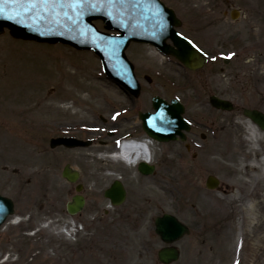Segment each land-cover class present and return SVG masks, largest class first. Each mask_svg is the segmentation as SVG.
Returning <instances> with one entry per match:
<instances>
[{
  "label": "rangeland",
  "instance_id": "1",
  "mask_svg": "<svg viewBox=\"0 0 264 264\" xmlns=\"http://www.w3.org/2000/svg\"><path fill=\"white\" fill-rule=\"evenodd\" d=\"M162 1L175 10L183 21L180 31L198 43L208 62L193 72L152 47L132 45L127 56L144 89L139 106L151 109L154 94L179 95L186 118L201 126L208 142L189 152L184 146L171 148L159 176L140 177L151 187L137 193L133 217L104 197L115 178L104 172L114 166L125 173L126 168L89 162L102 155L91 133L106 120L111 126L133 115L125 92L106 78L94 52L15 40L7 30L0 36V194L15 205L0 228V256L7 259L2 264H160L157 253L164 244L154 222L164 214L191 228L175 245L181 251L175 264H233L238 256V264H264V134L242 115L247 108L264 112V0ZM96 26L103 31L102 23ZM212 95L231 101L235 111L211 108ZM57 121L74 123L94 144L51 149L50 140L63 133ZM121 129L128 132L124 125ZM67 164L81 172L87 204L77 217L66 215L83 223V236L56 235L50 222L75 194L61 177ZM210 175L220 180L219 190L206 189ZM244 181L249 183L242 193ZM243 203L247 210L237 212ZM28 215L31 231L26 230ZM244 237L243 250L239 240ZM83 241L85 251H68L66 246Z\"/></svg>",
  "mask_w": 264,
  "mask_h": 264
},
{
  "label": "water",
  "instance_id": "2",
  "mask_svg": "<svg viewBox=\"0 0 264 264\" xmlns=\"http://www.w3.org/2000/svg\"><path fill=\"white\" fill-rule=\"evenodd\" d=\"M98 11L93 8L95 0H0V34L3 28H9L13 37L34 40L43 43H63L79 50H94L101 58L107 75L119 86L138 97L140 88L134 80L133 66L127 60L125 51L131 42L148 43L157 47L163 54L172 55L190 70L202 68L205 59L202 53L188 40L179 35L175 27L181 25L173 10L160 0H96ZM232 18L236 16L233 12ZM102 19L107 30L121 32L120 36H111L99 32L92 24L93 20ZM171 40L174 46L167 44ZM211 104L217 109L232 111L233 105L216 97ZM156 114H142L145 130L152 135H166L161 141L175 140L181 130H189L182 118L185 110L177 101L168 105L160 98L153 99ZM244 115L264 131V114L257 110H245ZM183 135V134H182ZM182 139H185L182 136ZM67 144L62 140H52L51 147ZM76 145L87 146L78 142ZM75 146V145H74ZM149 173L151 170H148ZM148 173V172H146ZM63 177L71 183L77 182L79 174L66 168ZM218 181L210 177L207 187L216 188ZM81 191V187L77 189ZM112 204L120 205L125 199V191L114 185L106 192ZM85 200L75 196L68 204V212L77 214L83 210ZM14 213V204L0 195V226L9 215ZM156 231L161 239L172 244L188 234V230L174 217L165 215L156 222ZM179 259L175 248H165L159 252V260L172 264Z\"/></svg>",
  "mask_w": 264,
  "mask_h": 264
},
{
  "label": "flooded vegetation",
  "instance_id": "3",
  "mask_svg": "<svg viewBox=\"0 0 264 264\" xmlns=\"http://www.w3.org/2000/svg\"><path fill=\"white\" fill-rule=\"evenodd\" d=\"M178 85L179 86L176 87V89H178V90H176V91L182 94L183 89H182L180 83H178ZM169 86H170V83H169ZM169 89L170 88L166 87L167 91ZM127 101L132 106V108L128 109V113L132 112L133 115L121 116L120 118H118L117 121L112 122L111 126L108 125V120H106L103 122L105 124L103 127H100L97 132L91 133V137L93 139H97L95 141L98 142L99 147L102 149L101 152H103L104 155L100 156V157L96 156V158H93V159L90 157L89 162H91V161L97 162V160H99L100 162L102 161L103 164L104 163H110V158H109L108 154L115 151L118 148V145L123 140L128 139V138H137V139L140 138L139 134L142 133L143 131L141 128L142 127L141 122L139 121V118H138L139 113L148 112L149 110H147V109L141 110L140 109V106H139L140 99L134 100V99L127 98ZM128 117H131V118L129 119ZM56 123H57V126L59 128H62V132H63L60 135L56 136L57 139L70 138V139L83 140V141L91 140L94 144L95 141L93 139H89L88 137H86L84 135V133L82 131H78L77 128L75 129L74 123H72L71 125H63V122H61V121H57ZM121 125L122 126L124 125L125 127H127L128 132H122ZM200 127H201L200 125H196L195 127H192L190 133L188 134L187 141H189L192 146H196L199 144V146L203 147L206 144V142H208L207 135L199 132L198 128H200ZM210 127L212 128V126H210ZM65 130H67V131H65ZM87 133H88V131H87ZM83 136H85V138ZM214 136L215 135L213 134V136H212L213 139H215ZM198 138L200 139V141L197 140ZM187 143L183 144L181 142H176V143H169V144H161L160 145V148L164 149L162 151V156L159 159L157 156H153V159H152V164L155 166L156 169L158 168V172L156 174L157 176H159L161 174V170H162L163 165H164L163 159L165 160V159H167V157L170 156L171 148H177V147H183V146L185 147L187 145ZM62 148L65 149L64 147H62ZM195 158H197V155H195ZM164 167H165V165H164ZM134 171H129L128 169H126V172L124 173L119 168H116V169H114V172H112V173H110L108 171L104 172V175H107V174L114 175L115 178H114L113 182L119 181L123 185V187L126 191V200L122 206L127 208V212L131 213V217H133V215H134L132 212H134L136 206H138V202H137L138 194L137 193L139 192V190H141V188H145V186H144L145 183H143L142 179L140 178L142 176L139 175L137 169H135ZM130 172L135 173L136 181L133 180L134 174L132 173V175H131ZM142 178H144V177H142ZM153 178H155V175L153 176ZM73 189L74 188H70L69 194L71 193V191ZM66 214H67V212L65 209L56 210L54 218L51 219L52 223L54 224V227L57 229V233L61 229H66V227H68L70 224V221H69L68 216ZM31 219H33L32 215H28V218L25 217V221H26L25 223L27 225L26 230L28 229V231H31L34 229L33 226H30L32 224H29ZM200 228H201V226H200ZM201 229H203V228H201ZM201 234H203V230H202ZM85 243H86L85 241L78 242L77 244L71 243L70 245H68L66 247H67L68 251L73 253V255H74V252H76V250L83 249L85 251V246H86ZM34 256L36 257L37 253H35Z\"/></svg>",
  "mask_w": 264,
  "mask_h": 264
},
{
  "label": "bare ground",
  "instance_id": "4",
  "mask_svg": "<svg viewBox=\"0 0 264 264\" xmlns=\"http://www.w3.org/2000/svg\"><path fill=\"white\" fill-rule=\"evenodd\" d=\"M253 130H257V128L255 127V128H253ZM130 146H131V145H125V146L123 147L122 156H124V157H128V156H127V153H128V151H129L128 149L130 148ZM132 150H134V151H133L134 154H137V155H140V156L143 155L144 159L147 160L148 153H147V150L145 149V147H144L143 145H134V147H132ZM259 179H260V181H262V177H260ZM259 179H257V180H259ZM263 179H264V178H263ZM248 183H249V181L241 182V185H242V186H241V188H240V191H241L242 193H244V192L247 190V187L244 188V186H247ZM244 201H246V199H244ZM236 203H237V202H236V199L231 200V204H236ZM244 205H245V203H243V205H241L239 208H237V212H245V211L247 210V208H245ZM232 220H233V219H232ZM233 222H234V220H233ZM243 222L245 223V222H247V220L244 218V219H243Z\"/></svg>",
  "mask_w": 264,
  "mask_h": 264
},
{
  "label": "snow or ice",
  "instance_id": "5",
  "mask_svg": "<svg viewBox=\"0 0 264 264\" xmlns=\"http://www.w3.org/2000/svg\"><path fill=\"white\" fill-rule=\"evenodd\" d=\"M77 4H82L84 0H76ZM0 14H2V9H0Z\"/></svg>",
  "mask_w": 264,
  "mask_h": 264
}]
</instances>
